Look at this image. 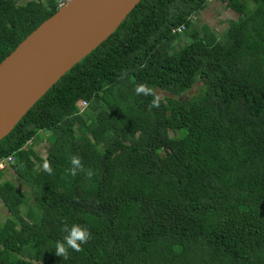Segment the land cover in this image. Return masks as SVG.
Here are the masks:
<instances>
[{
	"label": "trees",
	"instance_id": "16d2710c",
	"mask_svg": "<svg viewBox=\"0 0 264 264\" xmlns=\"http://www.w3.org/2000/svg\"><path fill=\"white\" fill-rule=\"evenodd\" d=\"M217 1L238 14L219 37L194 26L212 0H142L0 141V264H264V0ZM57 10L0 0V62ZM142 83L173 98L150 108ZM73 224L92 238L64 260Z\"/></svg>",
	"mask_w": 264,
	"mask_h": 264
},
{
	"label": "water",
	"instance_id": "95a60500",
	"mask_svg": "<svg viewBox=\"0 0 264 264\" xmlns=\"http://www.w3.org/2000/svg\"><path fill=\"white\" fill-rule=\"evenodd\" d=\"M142 0H71L0 62V141Z\"/></svg>",
	"mask_w": 264,
	"mask_h": 264
},
{
	"label": "rangeland",
	"instance_id": "374dc122",
	"mask_svg": "<svg viewBox=\"0 0 264 264\" xmlns=\"http://www.w3.org/2000/svg\"><path fill=\"white\" fill-rule=\"evenodd\" d=\"M26 1L29 0H18L19 3H24ZM237 18H238V14L235 13L233 10L225 8V6L217 0H212V2H210L209 7H207L205 10L200 12L194 18V26L196 27V30H198L200 34L202 32V27L208 26L211 29V31L217 37H219L223 34L225 29L227 28L228 23L236 20ZM187 42H188V38L185 35H182L180 37V40L176 42L174 46L176 47V49H178L181 48ZM196 92H197V85L195 84L191 90L187 91L184 95H182V98L190 97L194 95ZM157 93L162 96V99H164L165 97H172L171 95L164 92L157 91ZM48 146H49L48 142L45 143L44 145L37 144L35 150L40 157L44 158L46 156ZM4 180H9L15 184L16 183L19 184L11 167L3 172L1 181ZM21 187L23 186L21 185ZM24 187H25L24 190L26 191V186L24 185ZM32 203L33 200L30 201V204ZM7 215L8 214L6 209L3 207L2 203H0V225H2L1 223H3Z\"/></svg>",
	"mask_w": 264,
	"mask_h": 264
},
{
	"label": "clouds",
	"instance_id": "9594fccd",
	"mask_svg": "<svg viewBox=\"0 0 264 264\" xmlns=\"http://www.w3.org/2000/svg\"><path fill=\"white\" fill-rule=\"evenodd\" d=\"M137 95L152 96L150 108H159L162 102V96L156 92L153 87H149L148 84H138L135 88ZM71 167L67 170L68 173L75 177L79 172H85L87 178H91L94 173L91 169H85L82 163V158L78 155H74L70 158ZM42 168L48 174H52L53 169L51 162L47 159L43 161ZM64 231L67 235L62 241H57L55 245V255L63 257L64 260L68 259L69 249L80 252L83 250L82 245L92 238V233L88 227L73 224L70 228L65 225Z\"/></svg>",
	"mask_w": 264,
	"mask_h": 264
},
{
	"label": "built area",
	"instance_id": "2783aa9c",
	"mask_svg": "<svg viewBox=\"0 0 264 264\" xmlns=\"http://www.w3.org/2000/svg\"><path fill=\"white\" fill-rule=\"evenodd\" d=\"M71 0H57V5L58 8H61L65 3L69 2ZM184 31V26H178L176 28H174L173 32L174 33H183ZM88 103L84 100H81L78 103V109H79V113H82L86 107H87ZM30 144V142L28 143V145ZM15 163V159L12 155L0 158V172H4L6 170H8L13 164Z\"/></svg>",
	"mask_w": 264,
	"mask_h": 264
},
{
	"label": "crops",
	"instance_id": "0c3cea01",
	"mask_svg": "<svg viewBox=\"0 0 264 264\" xmlns=\"http://www.w3.org/2000/svg\"><path fill=\"white\" fill-rule=\"evenodd\" d=\"M46 137H47V134L46 133H44V132H41L40 133V139L39 140H37L36 142H35V144L37 145H44L45 143H47V139H46ZM40 143V144H39ZM34 144V149H35V147H36V145Z\"/></svg>",
	"mask_w": 264,
	"mask_h": 264
}]
</instances>
